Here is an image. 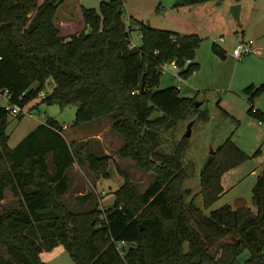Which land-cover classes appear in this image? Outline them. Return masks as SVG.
I'll return each mask as SVG.
<instances>
[{
    "label": "trees",
    "instance_id": "trees-1",
    "mask_svg": "<svg viewBox=\"0 0 264 264\" xmlns=\"http://www.w3.org/2000/svg\"><path fill=\"white\" fill-rule=\"evenodd\" d=\"M38 1L0 0V92L8 91L10 103L24 108L52 79L53 91L34 108L76 106L79 127L112 118L113 131L126 140L120 155L134 158L156 180L139 195L127 181L106 211H72L62 199L70 192L69 172L80 152H74L63 127L49 118L11 148V114L0 107V204L9 190L21 200L19 208L0 216V246L9 255L0 256V264H45L34 235L51 241V248L62 244L75 264H239L245 251L246 264H264V167L252 193L256 211L241 199L236 208L225 205L206 215L195 198L187 200L192 193L184 188L188 139L172 154L157 149L159 127L197 110L196 98L182 96L176 86L156 90L161 66L176 61L185 79L194 75L200 67L199 36L141 26L142 44L131 49L125 0H101L99 11L82 7L85 30L65 37L55 23L64 0ZM260 91L264 83L252 98ZM156 110L162 116L152 119ZM245 159L231 139L208 159L201 172L205 209L225 194L223 173Z\"/></svg>",
    "mask_w": 264,
    "mask_h": 264
},
{
    "label": "rangeland",
    "instance_id": "rangeland-1",
    "mask_svg": "<svg viewBox=\"0 0 264 264\" xmlns=\"http://www.w3.org/2000/svg\"><path fill=\"white\" fill-rule=\"evenodd\" d=\"M180 1L125 0L124 18L132 28L133 43L142 44L141 26L149 25L181 35H197L201 39L195 56V62L200 66L196 74L183 82L174 76L177 70L170 65L162 74L156 90L180 85L182 96L196 98V103L203 105L196 107L197 110L190 112L185 119L159 127L157 149L165 154L174 153L186 138L189 125L194 122L192 136L186 138L188 145L182 160L187 173L184 188L192 193L187 200L195 198L196 205L206 215L225 205L236 208L241 199L256 211L252 193L264 167V91L253 98L252 93L264 83V0H240L239 21L231 10L235 0H209L190 6L178 5ZM220 1L222 3L218 4ZM43 2L38 1L39 4ZM100 4L101 0H64L55 22L61 36L68 37L85 30L82 7L99 11ZM249 39L255 41L258 53L243 56L240 60L235 58L233 51L238 43ZM215 48L225 52L226 57H222ZM54 87V81L49 79L43 92L49 95ZM39 102H32L27 107L32 109V115L26 114L22 119L9 115V146L15 148L49 118H53L61 127H68L63 134L74 152H80L69 172L70 192L62 199L69 209L82 213L106 211L127 181L135 194L139 195L156 180V175L147 172L134 158L120 155L126 140L123 135L113 131L112 118L106 117L79 127L75 124L76 106L62 108L57 104H41L33 108ZM6 106L7 101L0 96V107ZM252 107L259 114L250 112ZM160 116L162 113L156 110L152 119ZM228 139L247 159L223 173L221 186L225 194L205 209L200 193L201 172L208 159ZM48 162L52 163L51 157ZM87 195L91 199L82 205L79 198ZM20 206L21 200L9 190L6 200L0 204V216ZM33 238L42 245L40 256L45 264H75L59 242H55L51 248V241H42L36 235ZM0 256L9 257L2 246ZM248 258L249 252H243L239 256V264H246Z\"/></svg>",
    "mask_w": 264,
    "mask_h": 264
},
{
    "label": "built area",
    "instance_id": "built-area-1",
    "mask_svg": "<svg viewBox=\"0 0 264 264\" xmlns=\"http://www.w3.org/2000/svg\"><path fill=\"white\" fill-rule=\"evenodd\" d=\"M141 37H142V35H141ZM132 39V38H131ZM174 41H177V40H174ZM222 41H224V39L222 40ZM140 47V45H137V44H135V43H133L132 42V40H131V46H130V48L131 49H138ZM254 53H258V49H257V47H256V43H255V41L253 40V39H249V40H242V41H240L239 43H238V45L236 46V48L234 49V51H233V56L235 57V58H237V59H241L243 56H246V55H251V54H254ZM191 63V61L190 60H188L187 61V64H190ZM173 66L176 70H177V73H174V76L176 77V78H179V80H181V81H183L184 82V80H186L182 75H181V71L183 70V69H180L179 67H178V65H177V62L176 61H173L172 63H166V64H163L162 66H161V72L162 73H164V72H166L167 71V68H168V66ZM177 87V89L178 90H182V87L180 86V85H177L176 86ZM0 96H2L6 101H7V106H6V109L10 112V114L12 115V116H14V117H19V116H25L26 114H30V115H32L31 114V110L32 109H28L27 107L29 106V104L26 106V107H24V108H21V107H19V106H17V105H12L11 103H10V99H11V95H10V93L8 92V91H1L0 92ZM47 95L44 93V92H42V93H40V95L38 96V98H36L34 101H32V102H39V100H42V99H44L45 97H46ZM31 102V103H32ZM38 103H36V105H37ZM35 105V106H36ZM34 106V107H35ZM33 107V108H34ZM254 112H257L258 110H256L255 108H254V110H253ZM261 124H263V122H260ZM68 129V127L67 126H64L63 127V132L64 131H66Z\"/></svg>",
    "mask_w": 264,
    "mask_h": 264
},
{
    "label": "water",
    "instance_id": "water-1",
    "mask_svg": "<svg viewBox=\"0 0 264 264\" xmlns=\"http://www.w3.org/2000/svg\"><path fill=\"white\" fill-rule=\"evenodd\" d=\"M222 2L220 1L218 4H221ZM231 10H232V14L234 16V18L239 21L240 20V11H241V5L239 3L237 4H234L232 7H231ZM150 27V25H149ZM141 90L143 93H145V76L143 77V82H142V85H141ZM202 105V103H196V107H200ZM194 125V122H192L189 127H188V131L187 133L185 134V137L186 138H190L192 136V127ZM214 152H212L213 154Z\"/></svg>",
    "mask_w": 264,
    "mask_h": 264
},
{
    "label": "crops",
    "instance_id": "crops-1",
    "mask_svg": "<svg viewBox=\"0 0 264 264\" xmlns=\"http://www.w3.org/2000/svg\"><path fill=\"white\" fill-rule=\"evenodd\" d=\"M237 3H239V2H237V1L235 0V2H234L233 4H237ZM69 23H70V22H67V23H66V22H64V23L62 22L61 24H69ZM140 33H141V31H140ZM141 35H142V34H141ZM196 63H197V62H196ZM194 74H196V73H194Z\"/></svg>",
    "mask_w": 264,
    "mask_h": 264
}]
</instances>
